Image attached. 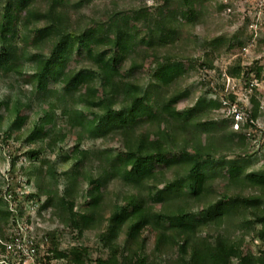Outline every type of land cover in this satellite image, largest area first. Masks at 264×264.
Instances as JSON below:
<instances>
[{"label": "trees", "instance_id": "1", "mask_svg": "<svg viewBox=\"0 0 264 264\" xmlns=\"http://www.w3.org/2000/svg\"><path fill=\"white\" fill-rule=\"evenodd\" d=\"M147 1L0 0V75L21 77L31 69L34 80L30 94L20 89L11 99L3 137H23L13 133L28 123L22 106L35 97L48 104L37 108L24 156L11 159L8 193L15 209L5 208L0 190V258H18L20 222L40 264H264L263 250L246 248L249 237L264 244V169L248 170L246 155L235 151L232 139L243 133L223 132L228 120L210 118L228 102L204 94L179 107L189 97L184 59L195 66L194 44L219 39L194 40L189 49L177 43L180 25L202 22L203 2ZM91 2L98 10L84 12ZM244 44L237 41L240 49ZM149 55L163 58L147 81L142 69ZM75 56L81 62L70 67ZM198 63L214 68L210 52ZM249 67L240 59L228 73L251 79L255 67ZM233 93H227L232 101ZM250 102L242 129L259 116L260 100L254 94ZM73 133L78 140L65 154L62 143ZM114 137L120 142L110 147ZM85 138H102V144L82 148ZM56 148L71 170L60 171L47 158ZM23 159L32 162L26 178ZM21 186L30 190L20 194ZM80 193L85 204L78 210ZM27 201L30 208L39 205L34 228ZM58 222L79 236L98 232L106 254L93 258L82 244L62 249L55 241Z\"/></svg>", "mask_w": 264, "mask_h": 264}, {"label": "rangeland", "instance_id": "2", "mask_svg": "<svg viewBox=\"0 0 264 264\" xmlns=\"http://www.w3.org/2000/svg\"><path fill=\"white\" fill-rule=\"evenodd\" d=\"M152 2L153 0L147 1L149 5H151ZM202 2L203 8L206 9V14L203 17L202 22L198 23L196 26L192 24L180 25L178 27L180 39L177 43L181 47L189 49L190 46H193L194 40H201L204 37L219 38L216 45L210 46L207 44L205 46L202 42L194 44L195 49L193 55L195 59L199 62L202 57L205 56V52H210V56L214 59V68H202L199 66L198 62H195L194 66L190 59L191 57H186L184 59V67L188 70L186 75L188 77L186 78L184 85L189 90V97L188 100H183L179 104V107H183L189 102H196L198 98L204 94L207 99L215 98L216 96L220 99L224 98L228 103H223L222 107L214 109L210 113V118L217 121H220L222 118L228 120L225 125H220V130L223 132L235 130L240 134L243 133L241 137L232 139V142L235 143L237 148H235V151L246 155L248 160V170L264 169V0H202ZM93 3L94 2H91L90 5L85 6L83 11L88 13H92L94 10L97 11L98 8L93 9V7H91ZM95 3L98 4L99 2L95 0ZM219 3L225 5V9H219ZM74 17L75 14L72 15V18ZM238 40L245 41L242 49L237 45ZM230 44L235 45L229 49ZM244 48L247 49L244 50ZM162 58V56L156 55H149L146 57L145 67L142 69L144 80H150L149 75L154 71L157 64L161 62ZM240 59L244 70L249 66L255 67L251 79H247L243 75L240 77L231 76L228 73L229 68L232 65H235L236 61ZM79 62H81L79 56H75L69 63V66L73 67L78 65ZM259 67L261 70L260 72H257L258 70L256 69ZM33 83L34 80L31 69L21 77L9 76L3 78L2 75H0V100H4L5 97L10 98V100L5 101V105L0 109V113L3 115V117L0 118V182H2V189L0 190L2 191L4 206L9 210H12V208L15 209V203L8 193V178H10L9 169L11 168V159L16 155L24 156V151L27 148L25 142L27 136L26 132L28 133L33 122L38 117L37 108L41 105H43V107L47 106L48 104H38L39 100L34 96L35 100H31V106H22V113L27 114L29 117L27 120L28 123L13 132L14 135L21 133L23 137L20 140H16L13 137H3V130L8 126L7 124L10 117L9 110L12 104L11 99L20 89L23 92L30 94L33 88ZM214 90H217L219 95L217 93L215 94ZM228 91L235 92V94L233 93V95L236 96L234 101L230 100L228 97ZM254 94L261 102L259 116L254 121V126L242 129L243 124L245 123V117L248 115L247 109L251 108L250 98ZM229 104H232V107H230ZM233 114H235L234 117H232ZM91 122L89 125H92ZM238 126L240 127L238 128ZM187 134L190 136L189 131ZM77 140L78 134L73 133L64 143H62L65 154L67 152L72 153ZM83 140L84 141L81 145L82 148L94 147L102 144V138H85ZM115 142L119 143L120 137H114L112 140L110 139L108 145L113 147ZM41 144L44 146L46 142H41ZM31 146H35V144L33 143ZM235 154L236 153L229 154L228 158L234 157ZM46 156L60 171L71 170L73 167L72 162H62V160L58 159V148H56L54 152H47ZM23 161L26 162L25 166L27 169L23 174V177L26 178L28 175L27 173L32 169V162H28L25 159H23ZM45 170L46 169H42V172L44 173ZM47 178L50 179L49 176ZM64 181H66L65 178L61 177L59 182L61 189L64 185ZM120 184V189H126L124 185ZM220 185L222 189L227 188L225 181H222ZM25 186H21V188L18 189L20 194H23L28 190ZM119 187L116 186V188ZM29 188L35 190L36 187L32 185L29 186ZM114 188L115 185L110 184V194ZM201 201L202 198L198 196L196 204H198V206L201 205ZM28 202L29 201L26 203L27 208L25 207V213L31 218V228H34V224L41 221L37 210L39 205L30 208V203ZM78 202L77 209L80 210L85 204L84 200L81 198V193L79 194ZM194 206L195 205H193V207ZM21 225L25 227L24 224ZM57 228L56 240H54L59 243L62 249H67L75 244H82L90 246L93 258L106 254L103 250L102 244L98 241V232L89 231L83 236H79L76 235V232L71 231L69 227H64L59 222L57 223ZM147 233L151 237L150 240H152V232L148 231ZM149 248H152V245ZM246 248L253 250L255 254H259L262 253V250L264 251V244L259 241L253 242L249 237L246 240ZM57 264L64 263L57 262Z\"/></svg>", "mask_w": 264, "mask_h": 264}, {"label": "built area", "instance_id": "3", "mask_svg": "<svg viewBox=\"0 0 264 264\" xmlns=\"http://www.w3.org/2000/svg\"><path fill=\"white\" fill-rule=\"evenodd\" d=\"M236 111V110H235ZM238 115V113H237ZM238 125V123H237ZM22 223L18 224V233L15 237V245L17 247V251L19 256L16 260L10 261L5 258H0V264H40V261L37 259V250L35 248L28 249V241H29V233H27V227L22 226ZM26 230V231H24ZM29 232V231H28ZM32 242V240H31ZM27 243V245H26ZM20 250V251H19ZM20 252L22 254H20Z\"/></svg>", "mask_w": 264, "mask_h": 264}]
</instances>
